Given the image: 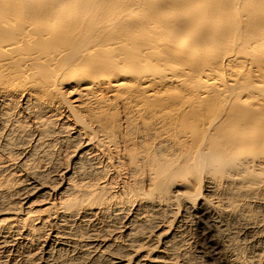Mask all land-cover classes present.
Listing matches in <instances>:
<instances>
[{
    "label": "bare ground",
    "instance_id": "bare-ground-1",
    "mask_svg": "<svg viewBox=\"0 0 264 264\" xmlns=\"http://www.w3.org/2000/svg\"><path fill=\"white\" fill-rule=\"evenodd\" d=\"M60 133L83 146L80 170L52 189L26 150ZM1 147L20 157L0 160V175L21 169L49 203L38 214L26 196L18 207L23 182L0 181V233L40 238L56 222V241L77 236L109 264H188L172 250L174 234H159V220L182 205L185 217L198 209L219 233L248 231L255 240L264 227V0H0ZM83 163L98 167L94 178ZM181 182L192 191L178 199ZM101 219L111 220L109 230L96 233ZM122 220L126 250L114 237ZM150 230L161 250L152 251ZM261 254L232 264H262Z\"/></svg>",
    "mask_w": 264,
    "mask_h": 264
},
{
    "label": "rangeland",
    "instance_id": "rangeland-1",
    "mask_svg": "<svg viewBox=\"0 0 264 264\" xmlns=\"http://www.w3.org/2000/svg\"><path fill=\"white\" fill-rule=\"evenodd\" d=\"M63 134H65V137H62V136H64ZM60 133L59 135H61V137L59 136V135H55L54 137L52 136V137H50V139L49 138H46L45 140V142H43L44 144H46L45 146L44 145H42V146H44L43 147V151L42 150H40L41 148H42V146H41V148L39 149H36L35 151H33L35 148H34V146H33V144H30L31 145V147L28 149V150H26V151H30L31 153L30 154H32L33 152L35 153L34 155H32L33 156V158L35 157V160L32 158V156L30 157L31 158V160H32V165H34V167L32 166V168H36V170L37 171H40L41 169L43 170H41L42 172H43V175L45 176V174H46V172H47V174L49 175V176H47V174H46V176H45V178H47L48 179V177H50V176H52V177H50L49 178V180L51 181V180H53L52 182H50L49 180V184H51L50 185V187L52 188V189H55L56 187L58 188V187H60L61 185H63V184H66V182H67V177H66V175H65V173H66V171H69L70 172V174H75L76 172H77V170H80V169H78L77 168V166H79V164H77L76 165V163H77V160H76V155H77V153H78V151L81 149L80 147H83L81 144L80 145H76V142L78 143L79 141H75V143L74 142H71L70 141V143H69V145L68 144H66V140L68 141V134L67 133ZM67 135V136H66ZM67 138V139H66ZM62 139V140H61ZM53 140H54V143H55V145L54 144H52V142H53ZM57 140H58V142H57ZM64 140H65V142H64ZM51 142V145H54L53 146V148L51 147V145L49 146V144H50V142ZM56 141V142H55ZM60 141H62L63 142V144L60 142ZM69 142V141H68ZM67 142V143H68ZM73 144H75L74 146H73ZM83 144V143H82ZM61 145H63V146H65V147H62ZM68 145V146H67ZM78 146V147H77ZM52 149H51V148ZM63 149H62V148ZM34 148V149H33ZM45 148H47L46 150L48 151V154H46L45 155V153H47V151L45 152L44 151V149ZM80 148V149H79ZM50 149V150H49ZM79 149V150H78ZM4 149L1 147L0 148V157H2V158H0V160L1 161H5V160H7V159H9L10 157L8 156V155H11V158H10V160H12V158H14L13 160H15V159H17L16 161H15V163L16 162H18V158L20 157H18V155L20 154L18 151H13V153H12V151L11 152H9V151H7V152H9V153H7L5 150L3 151ZM32 150V151H31ZM41 151V152H40ZM50 151H52L51 153H52V155H51V153H50ZM3 152L5 153V154H3ZM77 152V153H76ZM7 153V154H6ZM15 153V154H14ZM41 155H40V154ZM54 153V154H53ZM12 154H14L13 156H12ZM5 155V156H4ZM17 155V156H16ZM51 155V156H50ZM54 155V156H53ZM4 156V157H3ZM9 157V158H7V157ZM43 156V157H42ZM49 156V157H48ZM6 157V158H5ZM37 157V158H36ZM44 157L46 158V159H44ZM51 157V158H50ZM53 157H54V159H53ZM49 158V159H48ZM57 159V161H55ZM45 160H47V161H45ZM74 160V161H73ZM35 163H34V162ZM76 161V162H75ZM47 162V163H46ZM61 164H60V163ZM73 162H74V164H73ZM49 163V164H48ZM52 165H51V164ZM48 164V165H47ZM56 164V165H55ZM72 164V165H71ZM83 164H84V166H86V168L83 166ZM82 164V167L84 168V171H85V175H86V178H87V176L89 177V178H94L95 176H90V175H93V173H92V170L94 169V171L95 170H97L95 167H97V166H95V167H93L92 165L90 166V164L88 165V164H86V163H83ZM46 167H45V166ZM75 165V166H74ZM38 166H40L41 167V169H40V167H38ZM54 168H53V167ZM58 166V167H57ZM106 166V165H105ZM104 166V167H105ZM48 167V168H47ZM61 167V168H60ZM80 167V166H79ZM39 168V169H38ZM52 168V169H51ZM74 168V169H73ZM98 168V167H97ZM48 171H47V170ZM56 169V170H55ZM76 169V170H75ZM104 169H106V167L104 168ZM115 170V171H118V170H120V169H118L117 170V168H115V167H111L110 165H108V167H107V169L106 170ZM15 170L16 171H14V169L13 170H11V172L9 171H7V172H3V173H1V175H0V181H1V183H3L4 185H5V183L7 182V181H9V180H15V178L17 179V181L18 180H21V182H23V183H21V185H23V186H25L26 187V190H28V191H24V192H22L21 194V196L19 195L18 196V199L16 200H14L13 202L14 203H17L18 202V207L21 205L20 204V202L22 201V199H21V197L24 199V197H26V196H29V197H31L32 199H31V204H32V208H33V210H35V211H37V209H38V211L39 212H42V211H44V210H42V209H45L47 206H48V203H49V200H47L46 198L44 199V197H43V194H40L39 193V191H37V190H30V188H32V186H36L37 184H34V182H33V180L30 178V176L29 175H26V173L25 172H23V171H21V169H19V168H15ZM72 170V171H71ZM81 170H83V169H81ZM18 171V172H17ZM35 171V170H34ZM56 171V175L54 174V172ZM59 171V172H58ZM74 171H76V172H74ZM88 171V172H87ZM12 172H13V176H12ZM50 172V173H49ZM65 172V173H64ZM73 172V173H72ZM5 173H7V174H5ZM14 173H15V175H14ZM61 173V174H60ZM79 173V172H78ZM111 173H114V171H111ZM5 174V175H4ZM11 174V175H10ZM23 174V175H22ZM52 174V175H51ZM9 176H12V177H9ZM19 176H21V177H19ZM65 176V177H64ZM123 176V175H122ZM7 177V178H6ZM23 177V178H22ZM26 177H28V178H26ZM100 176H98V178H99ZM2 178V179H1ZM9 178V179H8ZM19 178V179H18ZM22 178V179H21ZM30 178V179H29ZM55 178V179H54ZM65 178V179H64ZM79 178V177H78ZM97 178V177H96ZM8 179V180H7ZM24 180V181H23ZM27 180H29V181H27ZM58 180V181H57ZM16 181V180H15ZM27 181V182H26ZM58 182L57 184H56V182ZM63 181H65V182H63ZM62 182V183H61ZM27 183V184H26ZM55 184V186H54V184ZM61 183V184H60ZM26 184V185H25ZM52 184H53V186H54V188L52 187ZM30 185H32V186H30ZM30 186V187H29ZM38 187H40L39 185H37ZM48 187H49V185H47ZM46 186V187H47ZM9 187H11V185L9 186ZM29 188V189H28ZM56 188V189H57ZM39 189V188H38ZM30 190V191H29ZM35 191V192H34ZM37 191V192H36ZM191 191L192 190H190L189 189V186L185 183V182H181V183H179L177 186H176V188H175V190H174V196H176L175 195V193L176 194H178L179 195V193H184V194H186V195H184V196H181V195H179V196H176V197H178V199H180V198H184V197H186L189 193H191ZM179 192V193H178ZM29 195H28V194ZM52 193V192H51ZM27 194V195H26ZM38 194V195H37ZM53 194V193H52ZM202 194H203V192H202ZM205 194L206 193H204L203 195L205 196ZM25 195V196H24ZM183 195V194H182ZM20 197V198H19ZM180 197V198H179ZM7 198V199H6ZM39 198V199H38ZM43 199V200H42ZM5 200H7V201H9V197L8 196H6L5 197ZM21 200V201H20ZM17 201V202H16ZM34 201H36V202H34ZM48 201V202H47ZM33 202V203H32ZM34 204V205H33ZM37 204L39 205V206H37ZM40 205H41V207H40ZM36 207V209H35V207ZM23 207V206H22ZM39 207V208H38ZM180 207V208H179ZM193 209V210H192ZM37 211V212H38ZM1 212V211H0ZM39 212H38V214H39ZM189 212V214H187ZM133 214V212H129V215H132ZM176 214H177V216H176ZM182 214V215H181ZM186 217H185V214L182 212V205L180 206H177L176 208H175V210H174V212L171 214L172 216H173V218H171L172 216L171 215H169V216H167L165 219H166V221L168 222H163V220H165V219H161L162 220V222H161V220H159V227L162 225V226H164L163 228H162V226L160 227V229H161V231L159 232V234L161 235V237H162V234L164 233V231H165V233L168 231V230H170V234L172 233V234H174V238H173V240H172V242L173 243H171L172 244V246H174L175 247V249L172 247V250H174V252L176 253V254H178L180 257L181 256H183V254H184V258H188V259H190V260H188V264H232V261L234 260V258L236 259V258H238V257H240V260L241 261H243L244 263H249V262H253L252 260H256L257 261V259H258V257L260 258V256H258V255H260L261 253V257H263V255H264V248H263V246H264V227H262V228H260V230H259V232H257L256 234H255V240L254 239H251L250 237H249V232L248 231H235V229H230L229 228V232L227 231V230H225V232H223V234H222V232H220L219 233V231H221V230H218V229H216L215 230V228L210 224V222H207L208 220H207V218H206V215H205V217L203 218V217H201V214H200V212L198 211V209L197 210H194V208H191V209H189L187 212H186ZM7 215H9V214H7ZM189 215V216H188ZM191 215V216H190ZM10 216V215H9ZM136 216V217H135ZM135 217V220H137V221H135L134 220V222L132 223V226H131V228H136L137 226V224L139 223L138 221H140L141 219H140V216H138V215H133V218ZM188 217V218H187ZM190 217V218H189ZM139 220H138V219ZM3 219V216H2V213H1V215H0V220H2ZM170 219V220H169ZM100 222V225H99V222ZM98 221H96L94 224H95V226H94V224L92 225V226H94V230H96V233L98 232V233H100V231L102 232V231H107V230H109L107 227H108V224H111V220H103V219H101V221L100 220H98ZM109 221V222H108ZM179 221V222H178ZM105 224H104V223ZM136 222H137V224H136ZM105 225H103V224ZM121 223H122V225H121ZM124 223V224H123ZM172 223V224H171ZM180 223V224H179ZM206 223V224H205ZM54 224V225H53ZM120 225V226H119ZM126 222L125 221H118V226H116V227H118L117 229H115L114 230V237H121L120 239H118V244L119 245H117V247H119L120 245H121V247H119V249L120 248H124L125 250H126V248H127V246L129 245V242L127 241V237H126V234L124 233V231H125V227H126ZM171 225H172V228H171ZM180 225V226H179ZM54 226V227H53ZM76 226H77V229H79V230H81V229H83V227H81L82 225L80 224V223H78L77 222V224H75L74 225V228H76ZM80 226V227H79ZM101 226V227H100ZM103 226V227H102ZM122 226V227H121ZM210 226V227H209ZM51 227H52V229H51ZM57 223L56 222H53L52 223V226H51V223H49L48 225H47V227L45 228V230H43L44 232H45V235H47V236H45L44 235V232L42 231L41 233H42V237H40V238H38V237H34L33 235H29V237H27L26 236V234H28V233H25V232H23L22 234H20V233H18V232H15V231H7V232H5V231H3L2 233H0L1 234V236H0V241H2V242H0V244H1V246H0V264H27V262H28V264H31L32 262H31V260L34 262V263H32V264H35V263H37L38 261H39V264H99V260L98 259H102V260H100V264L102 263V264H109V260H110V258L108 257V256H106V257H103V258H99V253H100V251H98L97 252V249L96 248H93V250H92V252L91 253H87L86 252V250H85V248H84V246H83V244L81 243V240H78L79 239V237H78V239L75 237V236H70V235H65L64 237H68V240H69V242H70V244H66V246H63L62 244L65 242L66 243V241L67 240H65L64 238H63V240L61 241V239L60 240H58L57 239V241H56V239H54L53 238V236H55L54 235V231H55V229H57ZM89 228L88 229V231L90 230L91 232L93 231V229L92 228ZM99 227V228H98ZM104 227H106L105 229H104ZM121 227V228H120ZM124 227V228H123ZM168 227V228H167ZM73 228V229H74ZM97 228V229H96ZM103 228V229H102ZM174 228V229H173ZM177 228V229H176ZM210 228V229H209ZM50 229V230H49ZM181 229V230H180ZM262 229V230H261ZM47 230V231H46ZM97 230H100V231H97ZM119 230V231H118ZM121 230H123L122 232H121ZM157 230V229H156ZM167 230V231H166ZM218 230V231H217ZM49 231V232H48ZM118 231V232H117ZM151 231L152 230H150V232H148V235H146V236H150V238L151 239H154V242H155V248H154V250L152 249V251H157V250H161L160 248H161V246L160 245H162V238L160 239V235L157 237V232H155V231H153V235L151 234ZM176 231V232H175ZM180 231V232H179ZM10 232V233H9ZM53 232V233H52ZM84 233V231L83 230H81V233ZM228 232V233H227ZM25 233V234H24ZM48 233V234H47ZM51 233V234H50ZM56 233V232H55ZM156 233V234H155ZM162 233V234H161ZM165 233H164V235H165ZM239 233V234H238ZM240 233H242V235L240 234ZM254 233L255 232H253V235H254ZM5 234V235H4ZM8 234V235H7ZM11 234V235H10ZM15 234V237L13 236ZM118 234V235H117ZM154 234L156 235V237H153L154 236ZM226 234V235H225ZM248 234V235H247ZM263 234V236H261V235ZM4 235V236H3ZM16 235H18V236H16ZM43 235H44V237H43ZM49 235V236H48ZM53 235V236H52ZM78 235L79 236H81L79 233H78ZM99 235V234H98ZM121 235V236H120ZM124 235V236H123ZM178 235V236H177ZM231 237H230V236ZM238 235V236H237ZM247 235V236H246ZM263 238H260V236ZM4 238H3V237ZM7 236V237H6ZM20 236V237H19ZM25 236V238H23ZM233 236H234V238H233ZM244 236H246V237H244ZM259 238H258V237ZM17 237V239H15ZM237 237V238H236ZM256 237H257V240H256ZM3 238V239H2ZM14 238V239H13ZM20 238V239H19ZM28 238H30V239H28ZM36 238V239H35ZM43 238H44V240H43ZM76 238V239H75ZM244 238V239H243ZM248 238V239H247ZM11 239H13V240H11ZM26 239V240H25ZM34 239V240H33ZM38 239V240H37ZM51 239V240H50ZM97 239H101L100 241H102L104 238H101V237H99L98 236V238ZM106 239V238H105ZM115 239V238H114ZM123 239H124V241H123ZM262 239V240H261ZM5 240V241H4ZM11 240V241H10ZM23 240V241H22ZM29 240H33V241H29ZM37 240V241H36ZM40 240V241H39ZM234 240V241H233ZM236 240V241H235ZM245 240V241H244ZM7 241V242H6ZM16 241V242H15ZM44 241H46V242H44ZM55 241V242H54ZM61 241V242H60ZM64 241V242H63ZM76 241H78V243H76ZM80 241V242H79ZM127 241V242H126ZM177 241V242H176ZM4 242V243H3ZM5 242H6V244H5ZM8 242H9V244L12 242V244L10 245V246H8L9 244H8ZM38 242V243H37ZM40 242V243H39ZM49 242V243H48ZM119 242H121V243H123V245L121 244V243H119ZM125 242V243H124ZM231 242H234L235 244H237V246L238 247H236V248H234V247H231L230 246V244H231ZM255 242V243H254ZM263 242V243H262ZM32 245H31V244ZM33 243H34V245H33ZM61 243V244H60ZM174 243L176 244V245H174ZM228 243H230V244H228ZM256 243H257V245H256ZM260 243V244H259ZM5 244V245H4ZM8 244V245H7ZM39 244V245H38ZM78 244V245H77ZM124 244H126L125 245V247H123L124 246ZM159 244V245H158ZM253 244V245H252ZM3 245V246H2ZM7 245V246H6ZM50 245V246H49ZM54 245H55V247H54ZM156 245H157V247H156ZM226 245H227V247H226ZM262 245V246H261ZM6 246V247H5ZM15 246V247H14ZM44 246V247H43ZM63 246V247H62ZM73 246V247H72ZM77 246V247H76ZM158 246H160V247H158ZM230 246V247H229ZM253 246V247H252ZM257 246V247H256ZM259 246V247H258ZM2 247H4V248H2ZM30 247V248H29ZM38 248V250H37V248ZM51 247V248H50ZM215 247V248H214ZM255 247H256V249H255ZM6 248V249H5ZM10 248V249H9ZM14 248V249H13ZM41 248V249H40ZM143 248L146 250V249H148L149 247H147V246H143ZM143 248H142V250H143ZM158 248V249H157ZM168 248V247H167ZM231 250H230V249ZM249 248H251V249H249ZM11 249H12V252H13V254H12V252H11ZM16 249V250H15ZM36 249V250H35ZM39 249H40V251H39ZM43 249V250H42ZM47 249V250H46ZM49 249H51V250H49ZM58 249V250H57ZM84 249V250H83ZM243 249V250H242ZM255 249V250H254ZM258 249L260 250V252L258 251ZM3 250H4V252H3ZM26 250H27V252H26ZM46 250V251H45ZM60 250V251H59ZM83 250V251H82ZM144 250V251H145ZM167 250V249H166ZM252 250V251H251ZM261 250H263V252L261 251ZM42 251H44L43 253H42ZM53 251V252H52ZM147 251V250H146ZM148 251H149V249H148ZM252 253H250V252ZM8 252H11V254L10 253H8ZM17 252V253H16ZM36 252H38V253H36ZM166 252V251H165ZM179 252V253H178ZM239 252V253H238ZM247 252H248V254H247ZM257 252H259V253H257ZM4 253V254H3ZM15 253V254H14ZM19 253V254H18ZM24 253H27V254H24ZM31 253V254H30ZM33 253V254H32ZM45 253V254H44ZM84 253V254H83ZM233 253H235V256H234V254ZM236 253L238 254V255H236ZM241 253H244L243 255H241ZM256 253H257V256H256ZM10 254V255H9ZM35 254H36V256H35ZM38 254V255H37ZM40 254V255H39ZM87 254V255H86ZM89 254V255H88ZM94 254V255H93ZM255 254V255H254ZM6 255V256H5ZM14 255V256H13ZM17 255H19V256H17ZM22 255H24V256H22ZM32 255V256H31ZM42 255V256H41ZM44 255V256H43ZM52 255V256H51ZM131 255V254H130ZM239 255H241V256H239ZM3 256V257H2ZM5 256V257H4ZM17 256V257H16ZM27 256V257H26ZM30 256H31V258H30ZM33 256H35V257H33ZM41 256V257H40ZM49 256L51 257V258H49ZM89 256H92L91 258L89 257ZM96 256V257H95ZM98 256V257H97ZM234 256V257H233ZM236 256H238V257H236ZM247 256V257H246ZM249 256H251V257H249ZM8 257V258H7ZM13 257H14V259H13ZM26 257V258H25ZM37 257H39V258H37ZM42 257H43V259H42ZM249 257V258H248ZM252 257H253V259H252ZM15 258H17V259H15ZM22 258V259H21ZM34 258V259H33ZM35 258H37V259H35ZM41 258V259H40ZM95 258V259H94ZM98 258V259H97ZM105 258H107V259H105ZM108 258H109V260H108ZM182 258V257H181ZM12 259V260H11ZM30 261H28V260ZM39 259V260H38ZM45 259V260H44ZM59 259V260H58ZM244 259V260H243ZM247 261H246V260ZM7 262H6V261ZM25 260H27L26 262H25ZM42 260V262H40ZM52 260V261H51ZM107 260V261H106ZM251 260V261H250ZM259 260V259H258ZM4 261V262H3ZM14 261V262H13ZM17 261V262H16ZM37 261V262H36ZM54 261V262H53ZM58 261V262H57ZM77 261V262H76ZM104 263H103V262ZM16 262V263H15ZM24 262V263H23ZM98 262V263H97ZM107 262V263H106ZM262 264H264V263H262Z\"/></svg>",
    "mask_w": 264,
    "mask_h": 264
}]
</instances>
